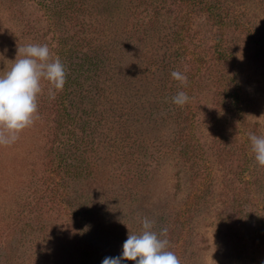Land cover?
Masks as SVG:
<instances>
[{
  "label": "rangeland",
  "instance_id": "1",
  "mask_svg": "<svg viewBox=\"0 0 264 264\" xmlns=\"http://www.w3.org/2000/svg\"><path fill=\"white\" fill-rule=\"evenodd\" d=\"M29 43L66 79L0 145V264H101L144 217L180 264H264V0H0V74Z\"/></svg>",
  "mask_w": 264,
  "mask_h": 264
},
{
  "label": "clouds",
  "instance_id": "2",
  "mask_svg": "<svg viewBox=\"0 0 264 264\" xmlns=\"http://www.w3.org/2000/svg\"><path fill=\"white\" fill-rule=\"evenodd\" d=\"M19 59H15L10 69L0 74V145H11L18 139L19 133L30 126L37 117V96L41 93V81H46L49 99L65 84V69L59 57L50 59V50L46 44L29 43L17 49ZM172 79L187 82V77L173 70ZM184 91H178L171 97L173 104L183 106L189 100ZM250 151L257 165L264 167V136L248 133ZM153 221L142 218V231L139 234L128 232L121 252L117 256H107L101 264H180L174 252L167 250L169 241L161 229L160 234L153 231ZM164 237V238H161Z\"/></svg>",
  "mask_w": 264,
  "mask_h": 264
},
{
  "label": "trees",
  "instance_id": "3",
  "mask_svg": "<svg viewBox=\"0 0 264 264\" xmlns=\"http://www.w3.org/2000/svg\"><path fill=\"white\" fill-rule=\"evenodd\" d=\"M45 6H46V8L47 9H52V6L48 3V2H46L45 3ZM177 38V37H176ZM176 40V39H175ZM179 40V39H178ZM177 42V41H176ZM234 83H235V81H233ZM191 92V90L189 89V93ZM237 96V94L236 95H232L231 97L232 98H235ZM233 104H234V102H232ZM59 107H58V110H59V114H58V121H57V123H58V126L59 127H63V125H67V124H70V126H72V125H74L75 124V119H74V117L69 113V111H68V109H67V107L64 105V103L62 102V101H60L59 102V105H58ZM188 115H187V112H186V117H187ZM187 119V118H186ZM189 133H185V147H186V152L185 153H187L188 155H189V153H190V151L188 150V147H189ZM62 142H64V141H62ZM63 144V143H62ZM56 157H57V161H58V166H60V168H59V170L57 171V173L59 174L60 173V170H61V168L65 165V154L64 153H62V149H61V146L59 147V149H58V152H57V155H56ZM56 172V171H55ZM184 213V214H183ZM182 214L183 215H185V217L186 216H188L187 215V212H183ZM178 217H180V216H178ZM179 220V219H178ZM179 222V221H178ZM178 224H180V222L178 223ZM180 241L178 240V243L176 242V245L178 246V247H180V246H182V243L180 242ZM177 250V249H176Z\"/></svg>",
  "mask_w": 264,
  "mask_h": 264
}]
</instances>
